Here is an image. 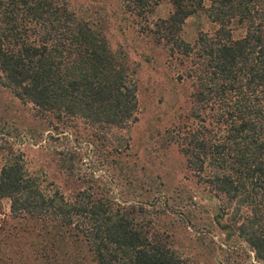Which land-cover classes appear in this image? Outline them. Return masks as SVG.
I'll return each mask as SVG.
<instances>
[{"label":"trees","instance_id":"trees-1","mask_svg":"<svg viewBox=\"0 0 264 264\" xmlns=\"http://www.w3.org/2000/svg\"><path fill=\"white\" fill-rule=\"evenodd\" d=\"M120 1L166 48L186 89V107L163 131L195 184L176 216L202 235L221 230L228 250L243 244L264 262V0ZM201 11L216 27L186 40V19ZM136 73L104 24L64 0H0V87L30 105L50 136L76 129L97 153L128 148L117 132L137 120ZM61 146L52 176L30 170L22 149L1 148L0 211L3 199L9 210L0 217V264H192L172 245L166 203L90 182L76 174L75 142ZM206 205L212 215L200 227Z\"/></svg>","mask_w":264,"mask_h":264},{"label":"rangeland","instance_id":"rangeland-1","mask_svg":"<svg viewBox=\"0 0 264 264\" xmlns=\"http://www.w3.org/2000/svg\"><path fill=\"white\" fill-rule=\"evenodd\" d=\"M64 1L82 18L102 22L111 45L122 47L137 66V120L129 129L117 132V135L129 137V147L122 148L119 153L110 154L104 149L97 153L87 133L79 134L76 129L74 135L66 139L50 136L40 122L32 119L30 105L23 104L0 87V167L3 162L1 148L12 145L14 149H22L30 170H42L52 176L58 157L56 149H62L61 142L68 147L75 142L81 152V157L75 159L76 174L85 176L90 182L94 179L107 184L122 196L168 205L169 214L161 219L169 225L172 245L192 264H264L255 260L252 251L243 244L233 251L228 250L232 241L223 242L221 230L213 229L208 235H202L175 214L179 208L187 211L188 206H183L182 202L195 184L178 145L166 143L163 136L177 108L181 106L182 111L186 107V89L175 80L166 48L156 44L146 29L132 22L120 0ZM158 8L160 14L169 10L163 2ZM215 27L216 24L201 11L186 19L182 37L191 40L199 31H211ZM31 127L36 131L35 140L29 136ZM82 127L84 125L78 129ZM1 204L0 217H3L8 213L9 201L3 199ZM210 209L206 205L198 215L200 227L212 215Z\"/></svg>","mask_w":264,"mask_h":264}]
</instances>
